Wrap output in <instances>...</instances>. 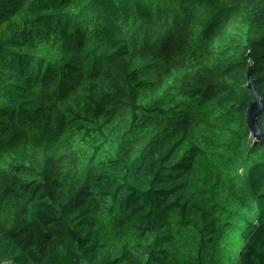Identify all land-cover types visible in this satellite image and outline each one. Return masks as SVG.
<instances>
[{
  "label": "trees",
  "instance_id": "1",
  "mask_svg": "<svg viewBox=\"0 0 264 264\" xmlns=\"http://www.w3.org/2000/svg\"><path fill=\"white\" fill-rule=\"evenodd\" d=\"M32 9L0 40V264H213L211 199L223 264H264V0H0V36Z\"/></svg>",
  "mask_w": 264,
  "mask_h": 264
},
{
  "label": "water",
  "instance_id": "2",
  "mask_svg": "<svg viewBox=\"0 0 264 264\" xmlns=\"http://www.w3.org/2000/svg\"><path fill=\"white\" fill-rule=\"evenodd\" d=\"M209 216L215 226V231L211 234L209 240L208 255L213 264H223L222 258L219 254V246L224 240V232L221 228L219 220L214 215V207L212 199L209 202Z\"/></svg>",
  "mask_w": 264,
  "mask_h": 264
},
{
  "label": "built area",
  "instance_id": "3",
  "mask_svg": "<svg viewBox=\"0 0 264 264\" xmlns=\"http://www.w3.org/2000/svg\"><path fill=\"white\" fill-rule=\"evenodd\" d=\"M31 13L33 14V12ZM32 14H29L27 18L19 17L18 19H16V22L13 23V25L10 26L6 31H4V33L0 36V40L9 38L16 30L20 28L23 22H27L30 20Z\"/></svg>",
  "mask_w": 264,
  "mask_h": 264
},
{
  "label": "rangeland",
  "instance_id": "4",
  "mask_svg": "<svg viewBox=\"0 0 264 264\" xmlns=\"http://www.w3.org/2000/svg\"><path fill=\"white\" fill-rule=\"evenodd\" d=\"M54 2H55V1H54ZM57 3H58V2H57ZM53 4H54V3L40 4V5H38V6L34 5V8H35L36 10H38V9L42 10L43 8L47 9V8L52 7ZM55 4H56V3H55ZM35 9H34V10H35ZM34 10L32 9V10H28V11H26V12L21 16V18H27V16H28L29 14H32L31 12L34 13ZM15 22H16V19H15V18H10L9 21H8V23L5 24L4 27H3L4 31H6V30H7L10 26H12L13 23H15Z\"/></svg>",
  "mask_w": 264,
  "mask_h": 264
},
{
  "label": "crops",
  "instance_id": "5",
  "mask_svg": "<svg viewBox=\"0 0 264 264\" xmlns=\"http://www.w3.org/2000/svg\"><path fill=\"white\" fill-rule=\"evenodd\" d=\"M26 12V11H25ZM23 14V13H22ZM21 15V14H20Z\"/></svg>",
  "mask_w": 264,
  "mask_h": 264
}]
</instances>
